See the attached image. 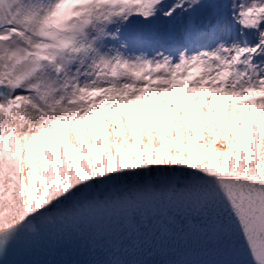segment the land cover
<instances>
[{
    "label": "snow or ice",
    "instance_id": "snow-or-ice-1",
    "mask_svg": "<svg viewBox=\"0 0 264 264\" xmlns=\"http://www.w3.org/2000/svg\"><path fill=\"white\" fill-rule=\"evenodd\" d=\"M0 264H264V0H0Z\"/></svg>",
    "mask_w": 264,
    "mask_h": 264
}]
</instances>
